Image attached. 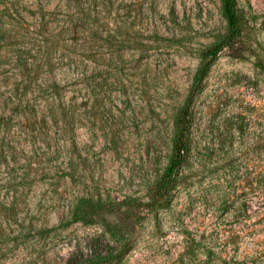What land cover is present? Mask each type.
<instances>
[{
	"label": "rangeland",
	"instance_id": "obj_1",
	"mask_svg": "<svg viewBox=\"0 0 264 264\" xmlns=\"http://www.w3.org/2000/svg\"><path fill=\"white\" fill-rule=\"evenodd\" d=\"M237 4L241 37L193 96L168 206L132 209L225 30L220 0H0V264L125 248L97 264H264V0ZM80 197L114 206L73 221Z\"/></svg>",
	"mask_w": 264,
	"mask_h": 264
},
{
	"label": "trees",
	"instance_id": "obj_2",
	"mask_svg": "<svg viewBox=\"0 0 264 264\" xmlns=\"http://www.w3.org/2000/svg\"><path fill=\"white\" fill-rule=\"evenodd\" d=\"M220 7L225 20V30L216 40L200 51V61L192 76L189 93L173 116V132L170 138L171 148L166 165L160 176L151 186V192L148 195L149 200L144 202L132 199V201H129L126 205L129 208L138 209L140 207H146L154 209L166 208L168 206L175 179L191 148L190 124L192 114L190 107L193 96L200 89L204 78L217 59L218 54L224 48L235 43L242 34L244 22L241 11L238 8L237 0H220ZM258 66L264 72V63L259 61ZM51 87L54 94L59 93V85L56 81L52 82ZM1 124L2 122L0 121V126ZM113 206L114 205L110 201H105L101 198L80 197L71 211V219L73 221L86 222L99 211L109 210ZM110 229L119 232V228L114 225H111ZM126 250L127 248L118 250L114 254L110 253L106 257L100 259H87L80 264H97L98 262L119 260ZM183 263V259L180 258L178 264Z\"/></svg>",
	"mask_w": 264,
	"mask_h": 264
}]
</instances>
